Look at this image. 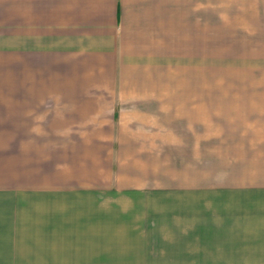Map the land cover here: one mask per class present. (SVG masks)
I'll return each instance as SVG.
<instances>
[{"label":"crops","instance_id":"1","mask_svg":"<svg viewBox=\"0 0 264 264\" xmlns=\"http://www.w3.org/2000/svg\"><path fill=\"white\" fill-rule=\"evenodd\" d=\"M16 36L22 62H47L49 95L55 90L48 99L64 102L60 107L88 125L74 136L64 127L66 144H59L63 165L91 174L81 182L156 194L164 204L176 193L175 201H192L196 248L208 252L213 244L229 254L232 243L241 252L249 245L255 258L242 254L239 264H264V0H16ZM200 68L249 71L242 85L256 90L240 94L238 129L231 128L232 139L223 137L219 152L214 148L223 163L214 172L210 158L209 187H169L168 150L189 141L169 137L168 113L181 117L194 107L192 96L175 94L168 103V70ZM28 142L22 136L16 148L18 181L23 162L35 159L34 148L23 146ZM211 236L217 239L200 241ZM15 244L7 241V251ZM197 259L225 264L227 258Z\"/></svg>","mask_w":264,"mask_h":264},{"label":"rangeland","instance_id":"2","mask_svg":"<svg viewBox=\"0 0 264 264\" xmlns=\"http://www.w3.org/2000/svg\"><path fill=\"white\" fill-rule=\"evenodd\" d=\"M25 54L17 50L16 0H0V236L7 235L0 237V264H14L15 257V264H201L200 256L212 260L226 256L225 264H239L242 254L255 258L249 245H242L245 252H241V246L232 243L229 254L213 244L208 252L196 248L190 234L192 201H175L176 193L164 204L156 194L81 182L91 174L83 166L63 165L59 144H66L61 138L64 127L69 129L67 135L74 136L88 125L60 107L64 102L48 99L55 90L49 95L47 62L40 58L22 62ZM247 74L240 69L168 70V103L179 94L192 96L189 104L194 107L189 115L182 111L181 117L180 111L168 113L169 137L189 141L184 148L168 150L174 158L168 165L169 187H209L210 158L214 172L223 163L213 156L214 148L219 152L223 137L232 139L231 128L238 129L240 94L256 90L242 85ZM187 126L193 132H184ZM22 136L32 141L23 146L34 148L35 159L33 165L23 162L19 175L24 181H18L16 148ZM49 149L51 158L46 156ZM35 168L40 174L33 175ZM232 240L239 241L234 236ZM7 241L17 243L16 253L7 251Z\"/></svg>","mask_w":264,"mask_h":264},{"label":"bare ground","instance_id":"3","mask_svg":"<svg viewBox=\"0 0 264 264\" xmlns=\"http://www.w3.org/2000/svg\"><path fill=\"white\" fill-rule=\"evenodd\" d=\"M58 67H60V66H58Z\"/></svg>","mask_w":264,"mask_h":264}]
</instances>
